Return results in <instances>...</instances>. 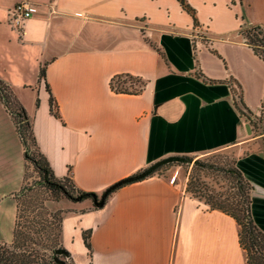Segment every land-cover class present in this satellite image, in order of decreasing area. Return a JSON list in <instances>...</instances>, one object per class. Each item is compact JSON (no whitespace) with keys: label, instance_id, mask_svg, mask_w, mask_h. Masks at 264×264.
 Returning a JSON list of instances; mask_svg holds the SVG:
<instances>
[{"label":"crops","instance_id":"obj_1","mask_svg":"<svg viewBox=\"0 0 264 264\" xmlns=\"http://www.w3.org/2000/svg\"><path fill=\"white\" fill-rule=\"evenodd\" d=\"M17 1L0 0V81L56 178L99 194L163 156L231 148L264 231V111L256 112L264 61L239 33L264 28V2L185 0L193 22L175 0H29L36 11L17 33L5 22ZM199 29L208 44L191 37ZM117 73L138 76L141 90L113 91ZM235 91L260 117L254 127L234 107ZM1 103L0 241L8 243L25 159ZM54 206L71 264H243L234 219L166 176L119 186L100 207L66 197Z\"/></svg>","mask_w":264,"mask_h":264},{"label":"rangeland","instance_id":"obj_2","mask_svg":"<svg viewBox=\"0 0 264 264\" xmlns=\"http://www.w3.org/2000/svg\"><path fill=\"white\" fill-rule=\"evenodd\" d=\"M258 1L264 2V0ZM251 28H245L244 32L257 30ZM239 33L243 39L241 31ZM261 35L258 34L257 36ZM244 36L247 37V34H244ZM1 104L4 110L7 111L3 102ZM7 114L15 126L14 119L8 111ZM28 137L29 135H24L28 154L35 156L36 147ZM184 155L189 157L188 162L184 159L169 160L158 166L153 173L168 178L173 177V182L183 186V188L185 182L190 179L199 186L201 192L196 193L195 198L202 202L205 194H216L218 192L222 196L235 197L234 179L223 171L225 168L232 166L235 157L233 149L216 148ZM35 170L30 161H25L23 187L21 186L13 194L16 199V208L12 239L8 243L0 241V254L6 259V262H11L10 264H55L53 256L54 249L59 245L57 226L60 220V209L54 205L63 196L40 182L38 173ZM186 195L189 194L186 193ZM3 227L5 228L4 223L0 222V228Z\"/></svg>","mask_w":264,"mask_h":264},{"label":"trees","instance_id":"obj_3","mask_svg":"<svg viewBox=\"0 0 264 264\" xmlns=\"http://www.w3.org/2000/svg\"><path fill=\"white\" fill-rule=\"evenodd\" d=\"M175 1L183 9V11L187 12L191 16L194 22L195 17L191 6L185 0H175ZM250 27H252L251 29H257V30L251 32L248 31L244 32L245 28L248 29ZM263 29L264 28L257 26V24H255V25H250L248 27H244L240 31L243 35L244 42L248 44V46L253 51V53H255L259 58H261L264 61V30ZM243 33L245 35L247 34V37H245ZM258 34H262V35L258 37L257 36ZM43 71L44 69L41 67L39 71L40 76H43ZM121 82L129 83L131 88L127 89L121 86L116 88L114 90L115 92L135 93L137 91H140L143 86V81L138 76L131 75L128 73L114 74L109 80V86L110 88H113L114 85L119 84ZM132 84H135V87L134 86L132 87ZM2 90H5V92H3V97L8 102H11L10 104L20 108V110L23 112L22 108L17 105V102L14 99H12V96L8 89V85L5 83L3 84L0 81V92ZM238 94L239 93L237 91L231 94L232 103L234 107L237 109L238 114L243 115L247 120L248 124L254 127L255 122L260 121V117L252 115L251 112L241 104ZM0 98L4 103L5 100H3L1 95ZM49 103H50L49 104L50 110L55 115H57L56 108H54L53 106L54 103L52 97L49 98ZM17 132L19 131L17 130ZM25 135H29L28 137L29 140L33 142V145L36 147L29 126L27 127L25 126ZM19 138L24 148L23 157L25 161H30V163H32L33 167L36 169L35 171L38 173L40 182L44 183L47 186V188L55 190L56 193L61 194V196L69 198L73 201H79L85 198L90 199L92 201L93 207H100L98 204L94 203V199H99L102 196L103 191L105 189H103L99 194H96L95 192H88L77 189L67 176L62 178H56L52 173L51 168L48 165L46 159L41 155L39 149L36 147L35 156L28 154L29 152H28V148L26 147V141L24 139L23 134L19 133ZM184 154L186 153H183V155L182 154L178 155L176 159H180V160L184 159L185 161L188 162L190 159L189 157H187V155ZM149 165L138 171L136 170L135 172L130 173L129 175L122 178L121 179L122 183L108 190V192L104 196V201L108 196V194L117 187L130 183L135 180L136 181L141 180L142 178L150 174H154L153 172L156 170L158 166H160L158 165L154 168L153 167L151 168ZM223 171L225 174L231 175V178L234 179V186L236 188L235 197L233 198L232 196H227V195L222 196L221 194H219V192L216 194H205V198H203L202 203L205 204L208 208L217 209L218 211L227 214L234 219V222L237 225L236 235L238 240V246L241 248L244 255L243 264H264V231L258 228L256 223L252 219L250 212L251 205H250L249 193H250L251 185L244 178L242 173L233 164V161H232V166L225 168ZM139 174H141V176H139ZM183 189H184V193H188L189 195L187 196L192 198L196 197V193L201 192L199 186L194 182H192L190 179H188L187 182H185V186ZM88 238H89L88 234H85L83 240L84 243L86 244V247H89V243L87 241ZM54 252L55 253L60 252L61 254V256L60 254L59 255L54 254L53 261L55 264H71L69 260L66 261L63 259V256L68 254V251L66 249L58 245V247L54 249ZM10 263L6 262V259L3 258V256L0 254V264H10Z\"/></svg>","mask_w":264,"mask_h":264},{"label":"built area","instance_id":"obj_4","mask_svg":"<svg viewBox=\"0 0 264 264\" xmlns=\"http://www.w3.org/2000/svg\"><path fill=\"white\" fill-rule=\"evenodd\" d=\"M36 4L29 1V0H19L17 1L15 4L10 5L9 7H7L6 9V20L5 22L10 26L11 29L15 30L17 33L21 32L22 29V25L23 22L30 18L36 11ZM195 29H197L195 27ZM193 39L195 37H199L201 38V41L204 42L205 44L209 43V39L204 36V33L200 32L199 30H195L194 35L191 36ZM192 39V45L194 46L195 41L193 42ZM123 87V88H127L130 89L131 86L129 85V83H119L113 86V88H111L113 91L118 88V87ZM135 87V84H132V87ZM3 92H5V90H2L0 92V95L2 96L4 101V105L7 108V111L10 113L11 117L14 119V123H15V127L16 129L19 131L18 133L23 134V136L25 135V126H29L28 122H27V118L24 115V113L20 110V108L10 104L11 102H8L4 97H3ZM11 101V99H10ZM264 111V107L263 104H260L256 110L257 113H261ZM173 180V177L170 178V181ZM55 255H59L60 252L54 253ZM61 256V254H60ZM55 259V258H54ZM64 260H69L68 259V255H64L63 256Z\"/></svg>","mask_w":264,"mask_h":264},{"label":"water","instance_id":"obj_5","mask_svg":"<svg viewBox=\"0 0 264 264\" xmlns=\"http://www.w3.org/2000/svg\"><path fill=\"white\" fill-rule=\"evenodd\" d=\"M176 158H177V156H170V155H168V156H165L163 158H160V159H158L156 161H153L152 163H150L149 166L151 168L152 167L154 168V167H156V166H158V165H160V164H162V163H164L166 161L176 160ZM139 176H141V174H139ZM120 183H122V180L121 179H119L118 181H116L115 183H113L112 185H110L107 189H105L103 191V194H102V196L99 199H94V203L95 204H98L99 206L103 205V203H104V196L106 195V193L108 192V190L116 187Z\"/></svg>","mask_w":264,"mask_h":264}]
</instances>
